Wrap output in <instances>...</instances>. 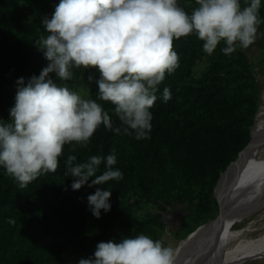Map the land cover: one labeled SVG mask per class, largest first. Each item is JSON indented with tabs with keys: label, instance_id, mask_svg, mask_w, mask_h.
Instances as JSON below:
<instances>
[{
	"label": "trees",
	"instance_id": "trees-1",
	"mask_svg": "<svg viewBox=\"0 0 264 264\" xmlns=\"http://www.w3.org/2000/svg\"><path fill=\"white\" fill-rule=\"evenodd\" d=\"M186 1L195 0H178L190 13L193 8L185 5ZM59 2L0 0L2 123L9 122L17 80L23 77L27 83L47 66L43 53L34 44L46 35L40 23L46 16L43 12L55 11ZM260 15L264 20V0ZM223 47L221 43L208 55L195 35L174 41L179 66L173 73H166L158 85L157 100L150 109L153 119L148 138L117 135L101 125L86 148L65 145L57 171L40 175L25 188H20L0 167V264H69L68 255L79 248L73 234H82L86 240L87 258L99 242L119 241L123 236L140 233L153 235L155 226L161 223L159 216L155 214L149 222L140 224L133 212L140 201L159 203L158 196L164 197L165 207L187 211L180 229L188 227L189 220L206 221L205 214L216 203L212 195L220 173L250 140L258 103L259 88L250 72L246 50L238 47L229 56L223 54ZM202 58L209 61L205 80L186 85L194 64ZM89 74L99 78L94 69H83L80 80L88 89L87 98L96 99L98 86L88 80ZM49 75L56 80L55 73ZM77 78L78 72L73 69L71 79H57L56 83L71 90ZM164 88L171 92L167 102L163 100ZM98 102L109 111L114 127H119L118 118L112 115L113 106ZM117 136L128 141L133 150L127 157L116 153L113 167L123 173V179L88 187L92 177L79 190H72L73 178L65 176L67 156L75 155L77 162L92 155L106 157ZM73 147L75 151H71ZM168 161L173 169L167 168ZM103 170L102 163L97 174ZM97 189L111 191V210H101L99 219L92 215L87 203V197ZM10 219L15 223H8Z\"/></svg>",
	"mask_w": 264,
	"mask_h": 264
},
{
	"label": "clouds",
	"instance_id": "clouds-1",
	"mask_svg": "<svg viewBox=\"0 0 264 264\" xmlns=\"http://www.w3.org/2000/svg\"><path fill=\"white\" fill-rule=\"evenodd\" d=\"M195 5L189 13L178 0H60L51 18H41L46 35L34 44L47 66L27 83L17 80L9 122H0L5 174L25 188L40 175L55 173L65 145L86 148L101 125L117 135L148 138L158 85L179 66L175 40L195 35L208 55L223 43V54L230 56L251 46L264 23L261 0H195ZM73 69L99 74L98 79L88 76L98 86L96 99L56 83L71 79ZM162 95L165 102L171 99L168 88ZM98 101L113 106L119 127ZM102 163L104 170L97 174ZM116 163L115 147L106 157L92 155L83 162L68 155L65 176L73 178L72 190L92 177L88 187L118 181L123 173L113 167ZM110 197L111 191L100 189L87 197L94 217L111 210ZM175 258L173 248L140 233L99 242L78 264H175Z\"/></svg>",
	"mask_w": 264,
	"mask_h": 264
},
{
	"label": "bare ground",
	"instance_id": "bare-ground-1",
	"mask_svg": "<svg viewBox=\"0 0 264 264\" xmlns=\"http://www.w3.org/2000/svg\"><path fill=\"white\" fill-rule=\"evenodd\" d=\"M259 112L261 115L251 131L249 142L220 174V187L230 182L237 185L234 202L224 220L217 246L202 264H241L264 256V223L256 220L240 228L230 226L233 214L249 206L264 205V106ZM211 220L197 226L178 243L174 249L175 264H196L200 260L212 231ZM257 223L263 226L260 228L263 231L251 236L257 230Z\"/></svg>",
	"mask_w": 264,
	"mask_h": 264
},
{
	"label": "rangeland",
	"instance_id": "rangeland-1",
	"mask_svg": "<svg viewBox=\"0 0 264 264\" xmlns=\"http://www.w3.org/2000/svg\"><path fill=\"white\" fill-rule=\"evenodd\" d=\"M185 5H187L190 8H194L195 2L186 1ZM54 13L53 10L44 11L43 14H45L48 17H51ZM248 55V60L250 62L249 69L254 76L255 81L258 85V103H257V110H256V116H255V124L258 122L257 114L261 115V112H259V109L264 106V28L261 27L258 30L257 33V39L255 42L249 46L247 49H245ZM208 59L202 58L201 60H198L193 68H192V74L189 77V79L186 81V85L192 84L197 85L202 83L205 80L204 73L208 67ZM78 72V78L75 80V86L72 91H76L80 93L82 96H85L87 98L88 89L83 84L82 80H80L82 70L83 69H76ZM259 112V113H258ZM252 127H250L251 130ZM112 147H115L116 153H118L121 156L127 157L130 156L133 153V150L128 143V141L124 140L122 137L117 136V138L114 139ZM166 158H168L166 156ZM167 168L173 169L169 161L167 162ZM221 174V173H220ZM212 198L216 201V203L211 205L210 210L205 214V219L210 220L214 218L218 212V205H217V199L215 195H212ZM158 202L150 203L146 201H140L139 204L136 205L133 216L136 217L138 223H144L149 222L151 218H153L156 215L159 216L161 223L156 225L154 228V234H146L150 236L154 240H160L163 242L165 246L171 247L175 249V247L178 245V243L183 240L185 237L190 235L192 231L199 225L205 223L204 221L202 223V220H189V226L184 227L180 229L181 227V221L179 222V219L187 215V211L180 209L177 206H164L162 205L163 202H165L164 197L157 198ZM170 210H175V216L173 218H169L166 220ZM264 205H257V206H249L247 208H243L239 212L233 214L230 217L231 222V228H240L247 224H249L251 221L259 220L260 224L264 223V220L261 221L260 219H264ZM256 224L257 230L252 232L250 235L255 236L259 234L261 231L262 225ZM258 226V227H257ZM195 227L192 231V229ZM191 231V232H190ZM80 234V233H79ZM82 235V234H81ZM81 235L73 234V239L76 242V245L79 246V248H75V250L68 255V262L69 264H78V261L81 258H87V253L85 252L86 246V240L82 239ZM241 264H264V256H261L256 259H251L249 261H246Z\"/></svg>",
	"mask_w": 264,
	"mask_h": 264
},
{
	"label": "water",
	"instance_id": "water-1",
	"mask_svg": "<svg viewBox=\"0 0 264 264\" xmlns=\"http://www.w3.org/2000/svg\"><path fill=\"white\" fill-rule=\"evenodd\" d=\"M255 125H252V128L250 130L249 136L251 137V131ZM240 153V152H239ZM220 175L216 182L215 188L213 190V194L215 195L217 199V205H218V212L214 218H212V231L209 235V238L207 239L204 251L202 253V256L200 257V260L196 264H202L206 257H208L210 254H212L213 250L218 244V241L220 239V234L222 227L224 225V220L227 217L228 212L230 211L233 202H234V190L236 188V184L234 182H230L225 187H220L219 184ZM181 221V218L179 219V222Z\"/></svg>",
	"mask_w": 264,
	"mask_h": 264
},
{
	"label": "flooded vegetation",
	"instance_id": "flooded-vegetation-1",
	"mask_svg": "<svg viewBox=\"0 0 264 264\" xmlns=\"http://www.w3.org/2000/svg\"><path fill=\"white\" fill-rule=\"evenodd\" d=\"M174 216H175V210H170L168 216L166 217L167 218L166 220H168L169 218H173Z\"/></svg>",
	"mask_w": 264,
	"mask_h": 264
}]
</instances>
